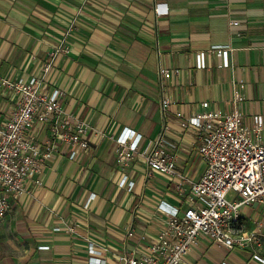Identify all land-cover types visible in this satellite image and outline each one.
Instances as JSON below:
<instances>
[{
	"label": "crops",
	"instance_id": "obj_1",
	"mask_svg": "<svg viewBox=\"0 0 264 264\" xmlns=\"http://www.w3.org/2000/svg\"><path fill=\"white\" fill-rule=\"evenodd\" d=\"M161 8L168 14L160 15ZM71 27L70 51L56 58L42 91L64 93V109L92 127L85 138L94 151L73 159L74 148L53 135L52 124L36 125L49 158L28 193L11 201L0 229V264H91L90 242L110 264L139 257L169 220L160 204L183 210L186 194L177 179L148 177L140 160L120 170L117 141L133 130L145 147L168 126L179 146L177 170L198 182L207 165L190 121L202 104L222 114L240 110L252 131L253 118L264 116V0H0V76L29 82ZM214 46L232 48L229 68L218 67ZM200 53L206 69L197 68ZM160 68L181 73L161 81ZM236 90L244 97L237 105ZM164 95L176 101L165 114ZM17 104V95L0 87V125ZM124 173L132 192L120 187ZM242 216L246 229L262 225L264 232L263 205L243 207ZM67 225H77L76 233H67ZM224 262L264 264V252L230 251L202 237L182 264Z\"/></svg>",
	"mask_w": 264,
	"mask_h": 264
},
{
	"label": "built area",
	"instance_id": "obj_2",
	"mask_svg": "<svg viewBox=\"0 0 264 264\" xmlns=\"http://www.w3.org/2000/svg\"><path fill=\"white\" fill-rule=\"evenodd\" d=\"M159 14L166 15L168 10L161 8ZM73 28L51 51L49 59L41 65L40 73L29 82L0 76V87L12 91L18 98L15 112L0 125V228L11 211V201L28 193L29 180L49 158L50 153L36 141L34 130L37 124H52L53 135L74 148L73 159L78 152L91 154L94 151L85 138L92 127L77 113L64 109V93L59 89L49 94L42 91L56 58L70 51L68 38ZM231 51L229 46L213 47L219 68L231 66ZM197 68H207L205 53L198 55ZM180 73L178 68H160L158 72L161 81L173 80ZM238 85L240 89L244 88L242 82ZM243 100L242 94L236 90L234 103L237 105ZM175 104L170 96L164 95L161 101L164 114ZM202 108L203 111L190 121L199 131L198 151L207 165L198 182H192L177 170L179 146L167 136L168 126L155 142L150 141L145 147L142 135L133 130H128L117 141L116 162L120 170H125L137 159L146 166L148 177L160 173L179 180L177 188L186 194V208L182 210L161 203L160 209L169 214V220L155 242L139 257L124 255L113 264H182L185 257L198 247L202 237L230 251L250 249L255 255L264 252L263 226L248 230L242 216L243 207L264 206V116L253 118L252 131L238 109L222 114L212 111L208 102L203 103ZM37 184L41 185V181ZM120 187H128L132 192L135 184L124 173ZM232 192L236 196L230 200L228 197ZM76 227L67 225L65 231L75 234ZM129 236L132 237L133 233L130 232ZM89 254L91 264H110L105 259L104 249H98L93 242L89 243Z\"/></svg>",
	"mask_w": 264,
	"mask_h": 264
},
{
	"label": "rangeland",
	"instance_id": "obj_3",
	"mask_svg": "<svg viewBox=\"0 0 264 264\" xmlns=\"http://www.w3.org/2000/svg\"><path fill=\"white\" fill-rule=\"evenodd\" d=\"M236 196V193H234V192H232V193H230V195H229V197H228V199H233L234 197ZM248 222V221H247ZM1 229V228H0ZM242 250V249H241Z\"/></svg>",
	"mask_w": 264,
	"mask_h": 264
}]
</instances>
